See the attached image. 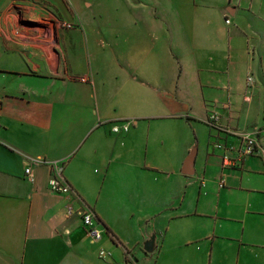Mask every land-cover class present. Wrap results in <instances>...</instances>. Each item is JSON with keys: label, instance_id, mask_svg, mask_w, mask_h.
Returning <instances> with one entry per match:
<instances>
[{"label": "crops", "instance_id": "1", "mask_svg": "<svg viewBox=\"0 0 264 264\" xmlns=\"http://www.w3.org/2000/svg\"><path fill=\"white\" fill-rule=\"evenodd\" d=\"M211 111L264 129V0H0V264H264V136L222 175Z\"/></svg>", "mask_w": 264, "mask_h": 264}, {"label": "built area", "instance_id": "2", "mask_svg": "<svg viewBox=\"0 0 264 264\" xmlns=\"http://www.w3.org/2000/svg\"><path fill=\"white\" fill-rule=\"evenodd\" d=\"M226 24H229V20L225 21ZM56 25L60 29L71 30L75 27L74 24L57 20ZM82 82H86V79H80ZM247 85L250 86L253 84L252 76H248L246 79ZM220 118L215 111H211L206 119V124L215 131V134L212 136L214 140L211 142V147L220 150L221 155V172L223 173L239 169L242 166V163L248 157L259 156L262 152L260 136H264V129L255 128L252 131H237L235 129L224 127L220 123ZM121 127L114 125L112 127L113 133H126L130 128L128 122L121 123ZM221 135L225 138L227 136L233 137L236 141L233 144L227 145L224 141L221 140ZM50 169V177L48 180V190L52 194L57 195H66L71 193L70 186L66 183L63 178V170L65 163L64 161H53L46 163ZM24 176L26 180L30 183L35 181V177L32 173V170L29 165H26L24 168ZM219 187H224V178H220ZM72 214L71 210H67V215ZM81 222L84 228L86 235L91 239L93 243H100L107 233L104 226L101 225L95 218V216L90 211H85L81 214ZM98 257L101 260H107L110 258V253L103 247L98 249ZM134 259L130 253L125 254V260L123 264H133Z\"/></svg>", "mask_w": 264, "mask_h": 264}, {"label": "water", "instance_id": "3", "mask_svg": "<svg viewBox=\"0 0 264 264\" xmlns=\"http://www.w3.org/2000/svg\"><path fill=\"white\" fill-rule=\"evenodd\" d=\"M192 162H193V157H191L183 166V172L185 174H189L190 173V169L192 166ZM156 248L155 245V236L152 235L147 241L144 242L143 244V249L146 253L151 254L154 252Z\"/></svg>", "mask_w": 264, "mask_h": 264}, {"label": "rangeland", "instance_id": "4", "mask_svg": "<svg viewBox=\"0 0 264 264\" xmlns=\"http://www.w3.org/2000/svg\"><path fill=\"white\" fill-rule=\"evenodd\" d=\"M246 84H247V82H246Z\"/></svg>", "mask_w": 264, "mask_h": 264}]
</instances>
